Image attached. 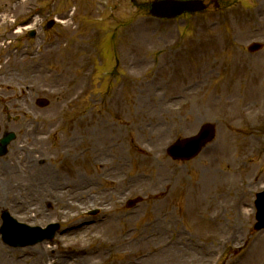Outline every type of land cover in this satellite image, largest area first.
I'll list each match as a JSON object with an SVG mask.
<instances>
[{
	"label": "rangeland",
	"instance_id": "obj_1",
	"mask_svg": "<svg viewBox=\"0 0 264 264\" xmlns=\"http://www.w3.org/2000/svg\"><path fill=\"white\" fill-rule=\"evenodd\" d=\"M151 1L0 0V137L17 134L0 174L28 182L36 163L64 190H88L81 213H67L57 190L30 217L13 206L28 187H10L0 226L8 210L61 229L25 247L0 234L9 249H52L1 264H264V230H254L264 189V47L248 50L264 46V10L259 0H204L203 13L161 20ZM206 123L216 136L195 159L168 156L172 142ZM136 197L143 201L128 208ZM79 220L97 227L69 236Z\"/></svg>",
	"mask_w": 264,
	"mask_h": 264
},
{
	"label": "bare ground",
	"instance_id": "obj_2",
	"mask_svg": "<svg viewBox=\"0 0 264 264\" xmlns=\"http://www.w3.org/2000/svg\"><path fill=\"white\" fill-rule=\"evenodd\" d=\"M258 11L264 10V3L262 0H259V4L257 6ZM261 19H258V22L260 23ZM260 27H264V25L259 24ZM33 126V125H32ZM33 128H35L33 126ZM36 131L34 133L33 139L35 142H38L41 137H39V133H41V127H37L35 129ZM166 136L167 133H164ZM24 147V146H23ZM22 147V148H23ZM259 153V152H258ZM42 156H36L35 160L40 161ZM47 166V165H46ZM46 166L37 165L35 163L34 169H32V172L28 173V176L30 180L28 182H19L18 181V175L14 174V172H6L1 173L0 177V196L2 195H8L11 188H18L20 191H22V187H28V189L25 190V193L29 194V198H26L25 200H17V202H14L13 206L16 210H25L24 214L27 216H40L43 211L41 207L39 206L40 203H42L43 198L52 197L57 194V190L60 195L64 197L62 201V205L66 208L67 213L70 211H75L76 213L82 212V207L80 208V204H82V198L88 193L87 189H84L79 191L76 190L71 192L70 185L64 190V187H61L60 182L56 180V177L54 179L53 177V171ZM20 171V170H18ZM22 178L26 179L25 176H22ZM113 186H116V184H112ZM83 186V185H82ZM76 187V186H75ZM74 187V188H75ZM73 188V189H74ZM38 192L42 193L43 197L40 198L37 194ZM28 199H30V202H27ZM105 200V198L103 197ZM102 201V200H101ZM242 201V200H241ZM6 203L5 201H0V207L4 206ZM19 205V206H17ZM71 213V212H70ZM61 215L66 216L65 209H62ZM97 226L90 225L88 223H82L80 220L75 222V225L73 228L70 229L69 236H72L74 238H77L80 235L84 236L87 235L92 229L96 228ZM52 249L46 245V243H41L37 245V248L34 249H26V250H19V249H9L1 244L0 242V264L5 262L6 258L10 257H17L22 262H25L27 259H29L32 255L41 253V252H49ZM85 247H80L76 249V254L78 253H85ZM17 261V260H16ZM14 262V261H12ZM15 263V262H14ZM18 263V262H17ZM50 264H53V261L51 260ZM56 264H100L97 260H88L87 258L78 257L77 259H68L63 258L56 261Z\"/></svg>",
	"mask_w": 264,
	"mask_h": 264
},
{
	"label": "water",
	"instance_id": "obj_3",
	"mask_svg": "<svg viewBox=\"0 0 264 264\" xmlns=\"http://www.w3.org/2000/svg\"><path fill=\"white\" fill-rule=\"evenodd\" d=\"M203 6L196 1H161L153 4L152 11L160 16L174 17L184 11H196L201 10ZM53 23L50 24V26ZM47 100H41L40 104H47ZM214 127L211 124H206L201 128V131L198 135L176 142L169 150L170 154L175 158L190 159L193 156L197 155L199 151L205 146L210 140L214 138ZM15 137L14 133L8 134L3 139V144L0 149V154L6 152L5 148L7 144ZM259 202L264 199V193L258 195ZM136 200L131 201L130 204L135 203ZM6 223L8 227H11L10 222L8 221V215L5 216ZM259 223L256 225V229H261L264 227V206H261L260 214H258ZM5 239L11 241L13 238L5 234ZM17 244L18 242H13Z\"/></svg>",
	"mask_w": 264,
	"mask_h": 264
}]
</instances>
